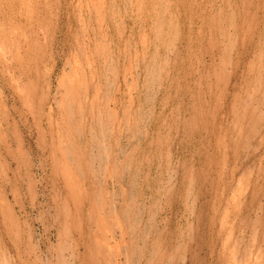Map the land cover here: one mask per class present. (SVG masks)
I'll return each mask as SVG.
<instances>
[{
	"label": "rangeland",
	"instance_id": "rangeland-1",
	"mask_svg": "<svg viewBox=\"0 0 264 264\" xmlns=\"http://www.w3.org/2000/svg\"><path fill=\"white\" fill-rule=\"evenodd\" d=\"M0 264H264V0H0Z\"/></svg>",
	"mask_w": 264,
	"mask_h": 264
}]
</instances>
